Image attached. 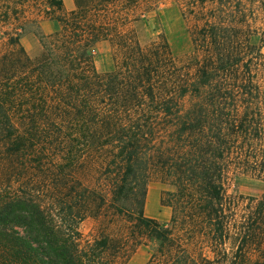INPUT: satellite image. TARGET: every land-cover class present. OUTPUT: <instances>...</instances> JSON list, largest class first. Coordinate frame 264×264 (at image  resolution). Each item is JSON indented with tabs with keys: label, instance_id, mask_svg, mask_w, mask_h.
I'll return each mask as SVG.
<instances>
[{
	"label": "trees",
	"instance_id": "1",
	"mask_svg": "<svg viewBox=\"0 0 264 264\" xmlns=\"http://www.w3.org/2000/svg\"><path fill=\"white\" fill-rule=\"evenodd\" d=\"M0 0L14 35L0 50V264H264V189L228 194L240 172L264 182V0H176L191 21L182 62L164 37L124 31L138 0ZM57 20L31 58L27 7ZM257 37L258 41H253ZM121 60L99 72L92 48ZM157 173L168 222L143 213ZM107 209L120 233L85 238Z\"/></svg>",
	"mask_w": 264,
	"mask_h": 264
},
{
	"label": "rangeland",
	"instance_id": "2",
	"mask_svg": "<svg viewBox=\"0 0 264 264\" xmlns=\"http://www.w3.org/2000/svg\"><path fill=\"white\" fill-rule=\"evenodd\" d=\"M73 0H63L62 11L66 12L74 8ZM37 7H27V16L36 20L29 23L27 30L20 36L19 43L31 57H38L42 51L40 35H53L60 29V24L54 18L38 11ZM130 20L126 22L124 31L141 44L151 40H160L164 37L168 43L172 56L182 62L192 52V42L189 28L191 21L184 18L176 0H138L134 9L129 11ZM14 35V28L9 24H0V50H7L11 46L8 38ZM257 42V37L253 38ZM119 48L108 41H99L92 48L94 65L99 72L111 71L116 62L121 60ZM264 52V44L261 47ZM171 187L163 182L157 173H152L146 184L143 213L145 216L157 219L159 222H168L171 209L166 205L164 198ZM225 189L231 195L259 196L264 189V182L249 174L240 172L232 173L226 182ZM128 222L119 216L113 215L111 209H107L103 215L95 218L85 217L80 221L78 229L85 238L93 240L103 234L120 233L118 230H126ZM150 253V246L141 244L129 255L123 264H145Z\"/></svg>",
	"mask_w": 264,
	"mask_h": 264
}]
</instances>
